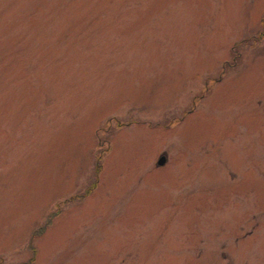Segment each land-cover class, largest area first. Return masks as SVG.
Here are the masks:
<instances>
[{"label": "rangeland", "instance_id": "1", "mask_svg": "<svg viewBox=\"0 0 264 264\" xmlns=\"http://www.w3.org/2000/svg\"><path fill=\"white\" fill-rule=\"evenodd\" d=\"M0 264H264V0H0Z\"/></svg>", "mask_w": 264, "mask_h": 264}, {"label": "water", "instance_id": "2", "mask_svg": "<svg viewBox=\"0 0 264 264\" xmlns=\"http://www.w3.org/2000/svg\"><path fill=\"white\" fill-rule=\"evenodd\" d=\"M166 162H167V159L165 158V157H162L159 161H158V164H160V165H165L166 164Z\"/></svg>", "mask_w": 264, "mask_h": 264}]
</instances>
